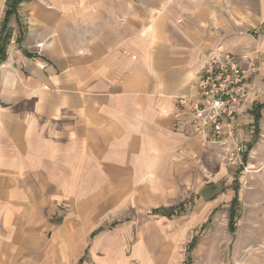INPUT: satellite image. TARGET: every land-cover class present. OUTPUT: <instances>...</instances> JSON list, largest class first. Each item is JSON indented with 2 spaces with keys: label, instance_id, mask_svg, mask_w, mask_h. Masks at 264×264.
Here are the masks:
<instances>
[{
  "label": "crops",
  "instance_id": "0c3cea01",
  "mask_svg": "<svg viewBox=\"0 0 264 264\" xmlns=\"http://www.w3.org/2000/svg\"><path fill=\"white\" fill-rule=\"evenodd\" d=\"M8 30L0 264H188L198 222L160 211L183 188L206 220L190 264H264V0H22ZM211 53L258 57L233 232L235 188L201 179L213 148L175 126Z\"/></svg>",
  "mask_w": 264,
  "mask_h": 264
},
{
  "label": "built area",
  "instance_id": "2783aa9c",
  "mask_svg": "<svg viewBox=\"0 0 264 264\" xmlns=\"http://www.w3.org/2000/svg\"><path fill=\"white\" fill-rule=\"evenodd\" d=\"M257 59L232 53L208 54L199 69L195 93L177 98L175 114L177 128L188 130L204 145L221 146L226 163L243 172L250 152L247 135L254 133H244L243 125L252 116L255 86L251 77Z\"/></svg>",
  "mask_w": 264,
  "mask_h": 264
},
{
  "label": "rangeland",
  "instance_id": "374dc122",
  "mask_svg": "<svg viewBox=\"0 0 264 264\" xmlns=\"http://www.w3.org/2000/svg\"><path fill=\"white\" fill-rule=\"evenodd\" d=\"M0 32H1V29H0ZM252 100H253V102H252V109H253V107L256 104V100L254 102L253 95H252ZM251 114H252V117H253V113L252 112H251ZM250 120H251V118L246 120V123H244V125H243L244 133L249 134V131H251V130L254 131V129H251V128H249L248 125H246L247 123L250 122ZM254 135L255 134H253V133L251 135H247V137H248V146H250V143H252V141L254 139ZM201 144H202V142H201ZM202 146L213 148V151H211V152L214 154V159L211 161V163L213 164L214 168H213L212 171H208L205 168L203 170L202 174L200 172V175H202L201 179L202 180L203 179L204 180H208V179L215 178L217 184L219 185L218 188H217V193H221V192H223L225 190V188H224L225 185L224 184H226L227 182H230L229 183V187H234V188L238 187L240 185V181H242L243 177L245 176V173L243 172L244 170L236 169L232 165H229V164L226 163L225 153L223 152L221 146L212 145V144H205V145L202 144ZM247 159H248V157H247ZM226 185H228V184H226ZM183 190H184V188L182 190H180V191L174 192V194L169 195L168 197L170 199H175V200L174 201H168L167 204H168V206L169 205H177V206H174V207H178L181 204L183 205L181 208H179V215L182 214L180 219L182 221H184L185 223H190L192 221V217H193L194 218L193 220L198 222L197 230L195 231L193 236H195L197 234V236H199V239H198L199 244L203 243L202 245H205L206 241H207V232H204L206 230L201 228V226L204 224V222L206 220H203L200 217H196L195 218V213H196V211L198 210V207H199V204H197L198 199H196V195L193 196V195H191L190 192L187 193L185 190L182 193ZM206 194H207L206 188H204V189H202L200 191V196L201 195L205 196ZM210 194L211 193L209 192L208 195H210ZM217 211H219V213H222L223 211H227L228 212V216H229V220H228L229 227H230V224L231 225L233 224V228L236 227L235 226V223L237 222L236 217L239 215L238 209H236V207H234V206L232 207V204H231L230 208L229 207H225V209H223L222 207H220V208L217 209ZM231 213L235 214L234 217H232ZM218 221H220V220H217V222ZM206 227H207V224L204 225V228H206ZM191 234H193V232H191ZM195 241H197L196 238H195ZM198 241H197V243H198ZM195 245H197L196 242H195L194 246ZM203 248H205V246H203ZM191 250H192V248H191ZM191 250H188V253H190V255L188 257V261H187L188 264L193 262L192 261L193 259H192V256H191V253H192ZM204 253H205V251H204ZM204 259H207L206 255L204 256Z\"/></svg>",
  "mask_w": 264,
  "mask_h": 264
},
{
  "label": "trees",
  "instance_id": "16d2710c",
  "mask_svg": "<svg viewBox=\"0 0 264 264\" xmlns=\"http://www.w3.org/2000/svg\"><path fill=\"white\" fill-rule=\"evenodd\" d=\"M21 1L22 0H8V9H7V12H6V15H5V18L3 21V25L1 28V32H0V62H2L6 57V47L8 45L9 39H10V34H9V30H8V24L10 21V17L17 12L19 3ZM254 116H255V124H256V128H257V126L259 124L260 114L257 113ZM252 145L253 144L250 143V146H249L250 149H251ZM246 159H247V155H246ZM238 189H239V186L235 188L236 196L232 201V207L233 206L235 207V205L238 202ZM182 206L183 205L181 204L178 207L161 209L160 211H162V213H165V214H168L169 216H171L174 213H179V208H181ZM155 211L157 212L159 210H155ZM231 214H232V217H234L235 214L234 213H231ZM230 228H231L230 230H232V232L235 230V228H233V224L232 225L230 224ZM194 244H195V239L190 244L189 250H191V248H193Z\"/></svg>",
  "mask_w": 264,
  "mask_h": 264
}]
</instances>
